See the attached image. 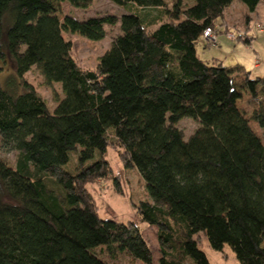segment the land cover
<instances>
[{
    "label": "trees",
    "instance_id": "obj_1",
    "mask_svg": "<svg viewBox=\"0 0 264 264\" xmlns=\"http://www.w3.org/2000/svg\"><path fill=\"white\" fill-rule=\"evenodd\" d=\"M91 1L0 0V60L12 61L17 80L0 86V148L18 152L15 164L0 155V264H119V255L210 264L200 235L214 250L228 245L240 264H264V142L238 106L245 91L256 98L251 119L264 131V76L203 60L195 47L233 0L172 10L165 0H109L126 12L59 14L62 2ZM238 1L248 14L264 2ZM116 23L96 68L82 67L63 33L98 40ZM31 67L60 83L52 110L24 78ZM184 117L198 123L185 139ZM110 147L152 197L137 216L157 229L156 259L138 224L100 218L85 188L110 176ZM71 152L74 172L63 169Z\"/></svg>",
    "mask_w": 264,
    "mask_h": 264
},
{
    "label": "rangeland",
    "instance_id": "obj_2",
    "mask_svg": "<svg viewBox=\"0 0 264 264\" xmlns=\"http://www.w3.org/2000/svg\"><path fill=\"white\" fill-rule=\"evenodd\" d=\"M166 8L172 10L173 4L178 2L180 7L192 3V0H165ZM126 8L118 6L109 0H92L84 9H78L67 2L59 5L60 16L68 14L77 19H84L90 16L114 15L117 18ZM170 16V15H169ZM248 17V18H247ZM120 33L119 23L106 26V34L103 38L93 40L78 33L64 32L65 38L71 40V55L84 68L95 69L99 57L110 47L112 39ZM196 52L203 60L220 59L224 66L233 68L241 66L244 71L249 72L250 78L264 76V2H260L256 11L247 13L246 8L238 1L224 11L219 19V24L213 27L212 32L207 36H200L196 41ZM0 86L6 88L9 79L15 77L12 61L6 58V62L0 60ZM242 74L239 73V77ZM25 80L30 83L52 110L55 106V94L60 96V83L47 84L36 69L31 67L25 74ZM17 81V80H16ZM14 80V82H16ZM264 105V96H260ZM259 101L252 98L245 91L238 101L239 108L249 119L252 131L259 135L264 142V131L251 119L252 112L259 106ZM177 127L182 130L184 139L192 135L198 127L197 121L189 117L180 119ZM0 155L9 163L15 164L18 152L0 148ZM98 155H95V159ZM111 174L102 179H96L85 185L91 195L100 218L114 219L127 223L134 221L142 230L146 240L157 257L158 240L156 227L147 225L138 220L137 207L140 201H152L145 184L136 168H125L119 157L118 150L114 147L108 148L104 153ZM76 153L71 152L69 161L63 166L65 171L74 172L77 168ZM91 161H89L90 163ZM199 248L203 250L210 264H240L235 258L228 245H224L222 251L212 249L205 236L200 235ZM119 264H130L128 259L119 255Z\"/></svg>",
    "mask_w": 264,
    "mask_h": 264
},
{
    "label": "built area",
    "instance_id": "obj_3",
    "mask_svg": "<svg viewBox=\"0 0 264 264\" xmlns=\"http://www.w3.org/2000/svg\"><path fill=\"white\" fill-rule=\"evenodd\" d=\"M213 28H207L205 31H204V36H207L209 35L211 32H212Z\"/></svg>",
    "mask_w": 264,
    "mask_h": 264
},
{
    "label": "crops",
    "instance_id": "obj_4",
    "mask_svg": "<svg viewBox=\"0 0 264 264\" xmlns=\"http://www.w3.org/2000/svg\"><path fill=\"white\" fill-rule=\"evenodd\" d=\"M233 1H234V0H233ZM233 1H232V2H233ZM239 2H240V1H239ZM231 4H232V3H231ZM231 4H230V5H231ZM241 4H242V3H241ZM230 5H229V6H230ZM242 5H243V4H242ZM229 6H228V7H229ZM243 6H244V5H243ZM256 9H257V8H256ZM252 13H253V12H252ZM215 59H216V60H220V59H217V58H215Z\"/></svg>",
    "mask_w": 264,
    "mask_h": 264
}]
</instances>
